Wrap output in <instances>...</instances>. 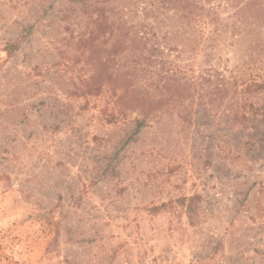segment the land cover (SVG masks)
Segmentation results:
<instances>
[{
    "label": "rangeland",
    "instance_id": "rangeland-1",
    "mask_svg": "<svg viewBox=\"0 0 264 264\" xmlns=\"http://www.w3.org/2000/svg\"><path fill=\"white\" fill-rule=\"evenodd\" d=\"M87 1L0 0V264H264V0Z\"/></svg>",
    "mask_w": 264,
    "mask_h": 264
},
{
    "label": "trees",
    "instance_id": "trees-1",
    "mask_svg": "<svg viewBox=\"0 0 264 264\" xmlns=\"http://www.w3.org/2000/svg\"><path fill=\"white\" fill-rule=\"evenodd\" d=\"M72 1L81 2L82 5L86 6V7L89 6V2L87 0H72ZM157 1L158 2H162L165 5L171 3V5L173 6V8L175 10L180 11V14H181L180 19L183 21V38L184 37H187L189 39H190V37L194 38L196 33L198 31H201L200 21L201 20L205 21V19L212 12V10L204 9L203 0H157ZM204 1H206V0H204ZM204 10H206V12H203ZM237 14H240V12L238 11ZM169 33H172V32H169ZM5 47L9 51H11V50L15 49L16 44L9 43ZM183 52H185L184 48H183ZM183 80H184V78H183ZM205 80H210V78H205ZM249 84H251V83H249ZM188 85H190L189 82H187L186 80L183 81V86H188ZM252 85L256 86L257 88H264V80H262L260 82L254 81L252 83ZM214 89L217 92H225V91H227L226 80L224 78H222V77L219 78V80L217 81V84L215 85ZM256 109H257V111L259 113H262V115H263L262 119L264 120V104L257 106ZM142 125H143V121L142 120H137L135 128L127 136V138L124 141V144H126L129 141L135 139L134 136L139 133L140 127ZM192 198L193 197H190L189 199H192Z\"/></svg>",
    "mask_w": 264,
    "mask_h": 264
}]
</instances>
